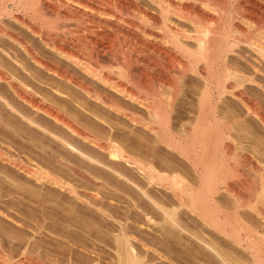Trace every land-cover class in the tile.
<instances>
[{
    "label": "bare ground",
    "instance_id": "1",
    "mask_svg": "<svg viewBox=\"0 0 264 264\" xmlns=\"http://www.w3.org/2000/svg\"><path fill=\"white\" fill-rule=\"evenodd\" d=\"M4 2L0 0V17L4 12L12 16ZM12 2L44 23L21 20L41 37L49 55L28 47L24 51L37 71L64 88H54L41 74L49 81L43 87L58 93L54 104L23 89L6 70H0V80L33 112L69 134L67 141L58 136L61 146L88 164L135 167L143 180L141 199L158 215L143 209V221L153 223L160 240L178 233L188 236V242H233L251 263L218 250L211 263L264 264V0ZM54 28L61 35L51 33ZM6 30L1 32L22 44ZM9 108L15 114V107ZM31 119L25 120L36 124ZM58 164L77 173L63 159ZM9 171L30 188L20 194L31 204L44 207L47 195H59L104 214L95 202L97 192L84 195L52 167L13 157L0 146L1 182ZM150 185L164 189L171 200L151 197ZM0 215L14 220L2 204ZM184 218L195 222L197 233L184 225ZM117 222L120 239L110 249L114 264H183L144 239L130 242L124 223ZM0 264L73 263L35 242L17 243L0 235Z\"/></svg>",
    "mask_w": 264,
    "mask_h": 264
},
{
    "label": "rangeland",
    "instance_id": "2",
    "mask_svg": "<svg viewBox=\"0 0 264 264\" xmlns=\"http://www.w3.org/2000/svg\"><path fill=\"white\" fill-rule=\"evenodd\" d=\"M8 1L5 0L3 6L6 4L4 7L7 6V8L11 11L10 13H12V16L11 14L8 15L9 13L7 14L4 12V14L0 17V70H6L4 73H6L7 76L10 74L9 77H13L12 79L14 80L16 79L15 81L19 83V85L22 82L20 86L23 89L25 88L26 91L28 90V92L32 93L34 96L57 104L58 93L56 92V94L53 90V92H48L47 88L43 87L46 86L43 85L45 84L44 82L49 79L46 78V75H43L44 73H40L42 71H37L39 68L33 65L29 56L24 51V47H28L33 49L42 57L49 55L41 37L31 32L26 24H23L21 20L26 21L27 23L31 22L30 24H40V26H43L44 23L37 20L29 11H26L25 8L22 9L21 5L16 7L13 4L14 2H12L13 0ZM19 16H21L24 20ZM3 21H5V23ZM2 22L4 23L3 25ZM1 27L5 28V30L8 29L6 31L18 38L22 44H19L14 39L12 40L9 36L4 35L1 32ZM9 29L11 30L9 31ZM42 30L46 31L44 27ZM51 33L61 35L62 32L61 30H58V28H54ZM65 36H68V38L66 37L67 40L71 39V36L69 39V35L67 33ZM5 52L7 55H5ZM1 68H3V70ZM33 70L34 72H37L34 73L32 72ZM31 73L33 76H31ZM41 74L47 80L42 77ZM53 80L55 79L49 80L53 82V84L51 82L52 86H54V88L61 86V90H63V84L55 86L57 83L61 82ZM6 83L7 82L0 80V97L3 101L6 100L3 103L0 98V146L9 150L13 157H28V159L39 161L49 167H52L56 172L74 182L79 191L84 193V195H88L89 190H91L90 192H97L98 197L95 202L103 208L104 211L103 214L102 212H98L85 205H80L79 203H76V201L71 200L69 197L62 198L59 195H56L57 198L53 195V197H50L51 195H47L44 201L45 203L47 202L46 204L48 206L45 204L46 206L41 207L40 205L37 206L38 204H31L32 201L30 202L28 199H23L20 194L22 190H30V188H26L28 186H23L24 183L22 180H17L18 178L14 176L15 173L13 171H9L10 176L6 177L8 180H6V184L0 181V204L5 206L6 209H9L14 217V220H12L4 215H0V235L4 236L6 240L17 243L35 242L37 246H40L41 250H47L51 254L57 255L63 261H71L73 264H114L112 256L113 251L110 249L111 247L113 248L114 242H119L120 239L121 227L117 222L119 220L124 223V231L129 235L130 242H140L141 239H144L146 242L157 245V247H159L165 255L170 256L183 264H189L190 261L195 260L199 264H212L211 262H215L213 261L215 259V253L213 254L212 252H215V250H218L224 255H229L240 262L244 261L245 263H251V258L247 252L240 251L241 249L239 250L233 242H188V236L186 237V235H184V237L178 233H174V235L170 238L165 237V239L160 240L157 236L158 233L154 230L153 223H149L150 221L146 222V220L143 221L144 218H142L141 215L142 210L144 209L149 212V216L155 218L158 216L151 208L150 203L141 199L142 197L139 191V185L142 184L143 180L139 171H137L135 167L128 166L126 164H114V167L111 165V167L107 168L83 162L74 154L73 151H70L69 148L63 145L61 146L59 139L63 137V139L65 138V141H67L66 138H70L69 134L61 130V128L51 125L54 123L52 121L48 122L49 118L46 115H42V113L40 114V112L36 111L33 112L34 109L31 106H27V103L22 100L19 101L20 99H18L17 96L15 97V93L10 90ZM46 96L47 99H45ZM53 100L56 101L54 102ZM7 102L10 103L8 104V107H6ZM9 107H15V114L12 111L13 109L11 111L8 110L10 109ZM21 113L23 116H27L24 117L25 119H31L32 117L33 119L31 120L34 123L36 122V124H29L30 122L28 120L21 118ZM33 125L38 126L33 128ZM38 127H41V129ZM121 128H123V126H121ZM44 130L48 131L45 132ZM84 149L87 150L86 152L94 153V151L89 150L86 147H84ZM58 158L60 160L63 159V161H66L68 164L74 166L75 170L77 169L76 172L78 174L69 170L67 166L65 167V165L58 164ZM159 167H162V170L165 168L163 166ZM110 169H112V171ZM184 171L186 173L188 172L185 168ZM4 175L5 174L0 173V178L3 179V177H5ZM10 178H14L17 181L14 182L9 180ZM89 178H92L91 181L93 180L94 182H89ZM9 181L13 184L10 183L9 185ZM29 192L32 193V191ZM148 192L151 197H154L159 201L169 202L171 200L168 198V194L164 189L158 187L156 188L150 185L148 187ZM107 216H110V218ZM190 219L184 218L182 222L186 227L188 226L190 231L197 233L198 226L192 219ZM145 222L147 225L143 224ZM208 237L211 238V236ZM201 243L202 245H200ZM148 255L149 258L154 257L151 253ZM92 256H94L93 259ZM97 256L99 258H97Z\"/></svg>",
    "mask_w": 264,
    "mask_h": 264
}]
</instances>
